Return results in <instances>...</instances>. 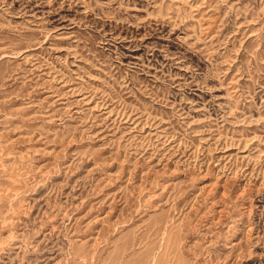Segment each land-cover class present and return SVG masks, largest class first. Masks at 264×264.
Segmentation results:
<instances>
[{"label":"rangeland","instance_id":"1","mask_svg":"<svg viewBox=\"0 0 264 264\" xmlns=\"http://www.w3.org/2000/svg\"><path fill=\"white\" fill-rule=\"evenodd\" d=\"M0 264H264V0H0Z\"/></svg>","mask_w":264,"mask_h":264}]
</instances>
